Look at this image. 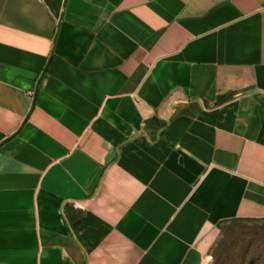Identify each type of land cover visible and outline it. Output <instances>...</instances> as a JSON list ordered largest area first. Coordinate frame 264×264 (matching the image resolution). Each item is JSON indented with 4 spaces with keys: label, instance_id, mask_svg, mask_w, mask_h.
<instances>
[{
    "label": "crops",
    "instance_id": "obj_1",
    "mask_svg": "<svg viewBox=\"0 0 264 264\" xmlns=\"http://www.w3.org/2000/svg\"><path fill=\"white\" fill-rule=\"evenodd\" d=\"M264 222V0H0V264H205Z\"/></svg>",
    "mask_w": 264,
    "mask_h": 264
},
{
    "label": "rangeland",
    "instance_id": "obj_2",
    "mask_svg": "<svg viewBox=\"0 0 264 264\" xmlns=\"http://www.w3.org/2000/svg\"><path fill=\"white\" fill-rule=\"evenodd\" d=\"M206 260L205 264H264V222L223 224Z\"/></svg>",
    "mask_w": 264,
    "mask_h": 264
},
{
    "label": "trees",
    "instance_id": "obj_3",
    "mask_svg": "<svg viewBox=\"0 0 264 264\" xmlns=\"http://www.w3.org/2000/svg\"><path fill=\"white\" fill-rule=\"evenodd\" d=\"M236 221H242V220H236Z\"/></svg>",
    "mask_w": 264,
    "mask_h": 264
}]
</instances>
